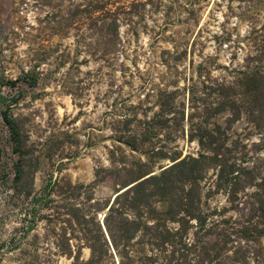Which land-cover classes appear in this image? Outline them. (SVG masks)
<instances>
[{
    "label": "rangeland",
    "instance_id": "374dc122",
    "mask_svg": "<svg viewBox=\"0 0 264 264\" xmlns=\"http://www.w3.org/2000/svg\"><path fill=\"white\" fill-rule=\"evenodd\" d=\"M18 1L0 0V264H70L58 253L61 241L48 234L44 204L34 206L33 223L26 215L33 211L32 196L42 194L54 178L87 185L99 170L104 178L94 185V197L100 202L112 197L113 176L102 169L109 167L110 150L129 152L123 145L124 151L116 148L114 123L133 106L151 115L157 89L177 90L187 136L191 93L193 103L201 102L211 97L215 82H234L246 65L264 68V57L251 59H258L264 47V0H163L140 7L143 18L132 27L136 33L121 28L122 46L109 62L89 54L86 42L45 36L37 23L43 11L32 0L22 6ZM28 72L37 76L35 84ZM3 111L16 119L26 141L24 177L17 186L18 155ZM224 118L221 114L215 120L223 124ZM186 136L178 138V145L184 154H195L198 147ZM231 136L246 145L248 159L264 161V145L255 146L259 136L244 115ZM213 179L210 171L207 185ZM30 189L31 196L22 197ZM210 199L212 207L228 206L222 192ZM226 215L238 217L233 210ZM70 243L73 249L79 245ZM262 245L264 255V239ZM80 248L86 260L90 251Z\"/></svg>",
    "mask_w": 264,
    "mask_h": 264
},
{
    "label": "trees",
    "instance_id": "16d2710c",
    "mask_svg": "<svg viewBox=\"0 0 264 264\" xmlns=\"http://www.w3.org/2000/svg\"><path fill=\"white\" fill-rule=\"evenodd\" d=\"M32 1L43 11L37 23L45 36L86 42L89 54L107 62L122 46L121 28L133 30L142 20L139 8L163 2ZM22 4L27 1L17 2ZM257 57L251 59L264 57V47ZM27 74L35 84L37 76ZM176 93L157 89L151 115L140 114L136 106L118 115L112 139L119 144L116 148L124 151L123 145L129 152L116 155L110 150L109 167L102 169L113 176L112 197L104 202L94 197V185L104 178L99 170L87 185L54 178L43 186L42 194L32 196L33 211L26 215L33 223L34 206L44 204L48 234L61 241L58 253L71 259L70 264H264V161L256 164L248 159L246 145L231 136L233 125L244 115L259 136L255 146L264 145V68L246 65L234 82H215L211 97H202L201 102L193 103L191 93L187 136L184 105ZM221 114H225L223 124L215 120ZM2 119L18 155L17 186L24 177L26 141L12 115L3 111ZM185 136L196 143L195 154H184L179 147L178 138ZM210 171L214 179L207 185ZM221 192L228 206L212 207V193ZM31 194L30 189L22 197ZM229 210L238 217L227 216ZM100 211L103 225L97 217ZM70 241L79 245L73 249ZM82 246L90 251L86 260L80 256Z\"/></svg>",
    "mask_w": 264,
    "mask_h": 264
},
{
    "label": "water",
    "instance_id": "95a60500",
    "mask_svg": "<svg viewBox=\"0 0 264 264\" xmlns=\"http://www.w3.org/2000/svg\"><path fill=\"white\" fill-rule=\"evenodd\" d=\"M167 162H169V161H167ZM103 217H104V214H102L101 219H100V222L102 225H103Z\"/></svg>",
    "mask_w": 264,
    "mask_h": 264
}]
</instances>
